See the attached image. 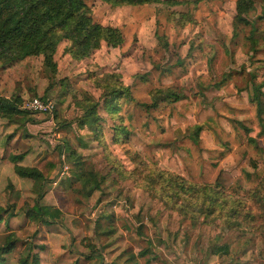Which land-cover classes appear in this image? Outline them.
I'll list each match as a JSON object with an SVG mask.
<instances>
[{"label": "rangeland", "instance_id": "1", "mask_svg": "<svg viewBox=\"0 0 264 264\" xmlns=\"http://www.w3.org/2000/svg\"><path fill=\"white\" fill-rule=\"evenodd\" d=\"M237 2L111 7L88 0L96 23L121 31V46L102 44L75 61L63 42L54 79L41 57L0 64V98L18 108L40 98L55 108L52 117H0V247L10 234L17 240L4 264H18L27 244L40 248L33 251L40 264H176L192 254L198 262L216 242L252 236L264 246V133L250 102L252 85L264 82V0H253L247 17L253 36L249 26L235 25ZM118 86L128 95L109 113L104 94ZM93 105L92 127H80ZM195 126L203 129L198 143ZM116 128L126 134L116 139ZM18 155L21 166L46 160L56 169L46 182L21 179L10 160ZM221 170L234 180L226 195L241 203L239 225L184 216L170 176L212 186ZM80 173L99 182L90 198ZM39 193L44 206L62 212L58 224L26 216Z\"/></svg>", "mask_w": 264, "mask_h": 264}, {"label": "trees", "instance_id": "2", "mask_svg": "<svg viewBox=\"0 0 264 264\" xmlns=\"http://www.w3.org/2000/svg\"><path fill=\"white\" fill-rule=\"evenodd\" d=\"M111 7L120 6H145L152 4H168L171 0H99ZM88 0H0V64L13 65L27 58L41 57L43 67L50 79H54L57 71L54 56L58 46L66 42L65 53L75 61L88 58L102 44L111 48H117L124 42L123 35L118 28L102 26L96 23L91 14ZM254 10L253 0H238L236 3L235 25L242 24L251 28V36L256 29L255 22L247 19ZM264 82L252 85V97L250 102L255 106L256 119L260 127V135L264 133ZM104 94L103 109L109 113L118 110V101L127 96L124 87L106 88ZM174 100L179 98L171 94ZM96 107L89 108L82 119L80 127L88 124L92 127L96 120ZM29 114L21 111L15 104L0 98V117L12 118L16 115ZM91 120V121H90ZM118 135L126 134L123 128H116ZM245 131H249L244 128ZM203 131L201 126H195L191 139L198 143V136ZM14 164L13 170L17 177L35 182H46L53 175L56 164L43 160L37 167H24L19 165L23 160L22 155L11 156ZM85 197L99 190V182L93 173L78 174ZM167 185L176 200L181 197L180 210L184 216L194 220L196 216L209 218L217 215L223 218L229 226H238L234 219L240 217L238 211L240 201H232L231 195L226 192L234 186V180L230 173L221 170L212 186L198 187L187 183L181 178L170 176ZM175 188L176 190H172ZM168 192V193H171ZM166 193V192H165ZM227 196V197H226ZM43 195L39 193L35 204L26 211V216L34 224L49 226L60 222L62 212L58 208L51 209L42 204ZM170 199V198H169ZM240 212V213H239ZM248 216V215H247ZM2 220H0L1 222ZM36 236V234H35ZM16 236L10 234L5 238L4 245L0 247V264H4V256L9 254L15 244ZM26 252L20 257L18 264H40L39 257L33 251L40 249L33 244H27Z\"/></svg>", "mask_w": 264, "mask_h": 264}, {"label": "crops", "instance_id": "3", "mask_svg": "<svg viewBox=\"0 0 264 264\" xmlns=\"http://www.w3.org/2000/svg\"><path fill=\"white\" fill-rule=\"evenodd\" d=\"M233 242H216L204 260L197 262L192 254L189 257L181 256L176 264H264V246L258 243L257 238L249 237L245 243Z\"/></svg>", "mask_w": 264, "mask_h": 264}, {"label": "built area", "instance_id": "4", "mask_svg": "<svg viewBox=\"0 0 264 264\" xmlns=\"http://www.w3.org/2000/svg\"><path fill=\"white\" fill-rule=\"evenodd\" d=\"M19 109L23 112L36 115H45L52 117L55 111L54 104L51 101L40 98H32L22 102Z\"/></svg>", "mask_w": 264, "mask_h": 264}]
</instances>
